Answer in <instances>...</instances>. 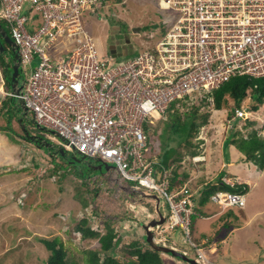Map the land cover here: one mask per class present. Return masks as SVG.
Segmentation results:
<instances>
[{
	"label": "built area",
	"instance_id": "built-area-1",
	"mask_svg": "<svg viewBox=\"0 0 264 264\" xmlns=\"http://www.w3.org/2000/svg\"><path fill=\"white\" fill-rule=\"evenodd\" d=\"M157 1L176 11V20L134 57L116 61L100 54L81 20L84 11L97 13L102 0H0L18 68L27 73L21 89L5 94L16 98L35 127L52 132L49 139L109 164L107 180L167 203L164 222L150 227L156 243L166 244L163 232L177 227L197 264H218L191 239V215L199 216L195 192L186 182L170 189L174 164L160 165L157 134L144 126L165 119L179 96L203 95L235 75L264 77V0ZM248 113L246 102L237 105L227 127ZM209 202L221 210L239 208L245 193L217 190ZM154 210L156 217L146 212L147 221L158 218Z\"/></svg>",
	"mask_w": 264,
	"mask_h": 264
},
{
	"label": "rangeland",
	"instance_id": "rangeland-1",
	"mask_svg": "<svg viewBox=\"0 0 264 264\" xmlns=\"http://www.w3.org/2000/svg\"><path fill=\"white\" fill-rule=\"evenodd\" d=\"M36 16L35 23H38L41 17L38 14ZM177 16L176 11L162 8L157 0H108L97 9V13L84 11L81 20L83 26L94 38L100 54L110 55L109 47L113 46L117 52H125L122 56L114 57L116 61H121L134 57L144 45L155 41L160 36L162 27L164 28L173 23ZM2 22L6 26L5 21L2 20ZM134 28L141 32L136 37L135 33H132ZM125 37L129 38V42H125L126 44L124 43ZM11 56L10 47L6 48L4 46V49L0 51V66L3 65V75L10 76L11 74V66L9 64L5 66L6 57L10 59ZM36 64L37 59H34L31 66ZM26 78L27 73L24 74L19 70L17 85L15 86L21 89ZM7 98L5 99L7 101L3 114L0 113V159L4 158V151L17 152V156L19 159L21 158L22 162V155L27 158L29 154L30 157L36 160V163H33L27 170L23 169L24 171L17 168H12L11 171L6 168L1 169L0 176L18 178V181H31L32 176L36 175L28 185H16L11 188L0 184V214L6 210L1 201L6 193L12 198L9 200L8 205L19 209L17 212L16 209L12 210V215L10 214L0 221V247L15 243L17 234H23L24 236L34 230L35 235L46 238L59 236L66 246V264H82L86 256L84 251L86 249H98L99 247L97 239H83L79 237L77 232H74L73 229L77 221L83 216L87 218L88 225L94 229H104V220L111 219L121 238L114 248L113 256L120 261L126 260L125 258H128L126 252L129 248L128 243L131 241L141 242V239L145 240L143 225L148 222L146 212H149L148 215L156 217L154 210L155 198L153 196L144 197L141 196V193L128 189L126 182L116 184L109 180L111 177L107 180L105 177L106 163L98 159H93L91 165H88L87 161L80 160L78 157L74 160L71 159L69 156L71 151H68L65 156L62 155V158H58L55 153L54 156H48L49 151L46 152L47 154L41 153L38 147L19 138L16 132L23 133L22 126H24L32 134L38 132L40 136L43 135L44 137H50L52 134L42 128L35 127L29 119V114L19 105L16 98L9 95H7ZM228 101L230 104L232 103L231 99ZM187 102V104H193L196 100L192 103L190 100H187ZM245 102L248 106L255 103L254 99L251 98L244 99L243 104ZM228 106L229 104H226L221 109H215L212 102L200 106L197 113L208 114L207 121L199 126L196 131H192L188 141L174 143L179 152V157L173 164L178 167V171L185 174L184 181L187 187L196 193L198 185H203L204 181L208 182L215 176L216 180L220 177V174H218L220 168L222 176L245 181L247 184L246 203L242 208L248 217L257 215V220L254 223L256 221L259 223L264 219V168L257 170L255 164L244 158L242 159V157L237 158V160H235L236 158L231 159L228 149L229 144L225 145L224 140L232 130L237 131L238 135L242 136H246L251 130H256L259 136L264 137V98L258 104L257 110L246 114L245 118L253 120L252 125L246 126L243 118H237V121H231L232 128L227 127L226 113ZM192 109L190 106L185 107L182 105H179L178 108L180 112L185 113ZM156 147L157 151H160V147ZM42 149H44L43 146ZM192 151L199 154V161L193 162L191 160L190 153ZM239 162L250 167L253 173H249L244 167L239 166L237 164ZM223 163H227L225 168H222ZM251 165L255 167H251ZM36 167L47 170L38 169V171ZM26 172L30 175L28 176ZM89 190L94 195L89 193ZM166 204L160 201V211L168 210ZM207 204L212 203L208 202ZM235 210L237 209L235 208ZM201 219H204L203 222L206 221L202 225L204 230L207 231L209 226L210 235L217 237L218 233L214 229L219 224V219L215 220L216 226L214 228L207 225L209 223L208 218ZM234 222L232 220V223ZM237 223L241 222L237 221ZM242 228L243 226L237 231L240 242L247 240L245 235L249 233L247 228ZM163 235L166 243L182 250V253L187 257L192 253L191 248L183 240L184 234L177 227L166 229ZM155 237H158V233H155ZM216 239L220 238L217 237ZM259 239L264 241L263 238L259 237ZM259 239L256 240L261 245L263 242L261 243ZM251 241L254 243L253 240ZM33 242L36 243L34 253H31L33 251L31 248L27 252V242L21 240L17 242V245H13L6 254H0V264H41L45 261L49 252L38 239H33ZM251 246L255 250H249L245 254L249 256L256 254V260H258L260 255L257 253V246L255 243ZM239 247L233 246L226 251L227 253L217 258L211 256V254L213 255L211 249L209 254L218 264H254L252 257L237 259L240 251ZM0 252L2 253V251ZM161 256L162 264H188L167 252H163ZM260 261H264V257L260 258ZM261 264H264V262H261Z\"/></svg>",
	"mask_w": 264,
	"mask_h": 264
},
{
	"label": "trees",
	"instance_id": "trees-1",
	"mask_svg": "<svg viewBox=\"0 0 264 264\" xmlns=\"http://www.w3.org/2000/svg\"><path fill=\"white\" fill-rule=\"evenodd\" d=\"M102 1L105 2V0ZM1 25L3 26L4 24L1 23ZM0 42L4 46L7 44L1 37ZM12 57L13 53L10 59L8 57L9 60L6 58L5 66L12 63ZM3 77L5 78L6 86L10 85V76H6L4 74ZM210 91L211 92H209V95L212 97L213 106L215 109H221L226 104H229L226 113L227 117H229L233 113L234 108L237 107V105L240 106L242 101H244L246 98L254 99L256 104H250L248 109L255 111L258 109V104L264 98V77L235 75ZM229 99L232 101L231 104L228 101ZM187 103V97L179 96V98H175L174 101L168 106L165 119H158L154 126H150L145 123L144 127L146 128V131H148V128H150V130L154 131L153 133L157 134V139H159L158 147H160V151L157 153V158L159 159L160 165L169 166L176 162L179 157V152L174 146V143L188 141L192 131H196L199 126L207 121L208 114L202 115L197 113V110L201 105L207 104L206 98L199 96L196 99V102L193 104ZM179 105L185 107L190 106V108L193 109L188 113L180 112V110H178ZM242 118L245 120L244 125L247 126L253 124V120L244 117ZM235 121H237V119H235ZM224 144L234 145L236 147L235 149L244 155V159L251 161L257 166L258 169L264 168V137L259 136L256 130H251L246 134V136L238 135L237 131L232 130L225 137ZM190 155H195V152L192 151ZM160 165H156V173L161 171ZM221 176L222 173L220 174V177L217 178V180H211L212 182L208 181L207 183L203 184L194 195L195 205L193 206L200 216L205 215L202 207L209 202L211 194L215 191H247L246 183L234 182L233 185H230L221 180ZM185 178V174L178 171V167L174 165L170 178V189H178L182 183L185 182ZM89 193L94 195L91 190H89ZM196 218H198V215H191V234L193 233L192 231L194 229ZM73 230L75 233L77 232L79 234L80 238H95L99 243L98 249H86L84 251L86 256L82 264H162L160 252L149 247V245L143 239H141V242L131 241L128 243L129 248L126 251L128 258H125L126 260L120 261L116 259L113 256L114 248L118 245L121 238L113 226L111 219L104 220V229H94L92 226L88 225L87 218L82 216L77 221ZM218 231L221 230L218 229ZM35 237L49 252L47 258L41 264H66V246L59 236L55 235L51 238H46L36 235ZM191 237L194 243H199L198 238L194 236ZM217 237L220 238L219 235ZM217 237H215V235L213 236L214 239ZM191 250L193 249L191 248ZM101 254L103 256L102 259ZM190 255L193 256V251Z\"/></svg>",
	"mask_w": 264,
	"mask_h": 264
},
{
	"label": "crops",
	"instance_id": "crops-1",
	"mask_svg": "<svg viewBox=\"0 0 264 264\" xmlns=\"http://www.w3.org/2000/svg\"><path fill=\"white\" fill-rule=\"evenodd\" d=\"M132 33H135V37L139 35V31H137L135 28L132 30ZM0 77L3 78V81H1V79H0V83H1L0 84V88H1L0 89V113L3 114V111L5 109V104H6V101H7L5 99H8L7 98V94H5V92L11 91V86L10 85H8L9 87L6 86L5 78L3 77V69H2L1 66H0ZM16 134H18L19 138L22 137V133H20L19 131L16 132ZM235 148L236 147H234L232 144H229V148L228 149H229L230 158L231 159H233V158L235 159L236 158L235 160H237V158L240 159L242 157V159H243L244 155L240 151L236 150ZM38 149L41 151V153L47 154L46 153L47 149L45 147H44V149H42V146H40V147H38ZM4 155H5L4 158L0 159V164H3V165H0V170L4 169V168H6L7 170H10V171H11L12 168H14V169L17 168V169H22V170L26 169L27 170L28 168H30L32 166L33 163H36V160L33 157H30L29 154L27 155V158H25L24 155H22L23 162L21 161V158L19 159V157L17 156V152L13 153V152H5L4 151ZM26 159H27V161H26ZM237 164H239V166H241V167H244V169L248 170L249 173H253V171H252V169L250 167L245 166L241 162H239ZM222 165H223L222 168L223 167L225 168L227 166V163H225V164L223 163ZM251 167H255V166L251 165ZM36 169L37 170L38 169L39 170H44L45 168L43 169V168L36 167ZM45 170H47V169H45ZM220 170H221V168H220ZM220 170H219L218 174L222 173V171H220ZM257 170H262V169H257ZM26 174L28 176L30 175L27 172H26ZM218 174H216V175H218ZM232 174H234V173H232ZM34 176H32V177L34 178ZM215 177L211 178L210 180H215ZM33 178H32L31 181H33ZM221 178L223 180L231 183V184L234 183V182H236V183H245V181H243V180H238V179H235V178L232 179V178H229V177H226V176H222ZM210 180H208V181H210ZM31 181H24V180L18 181V178H12V177H9V176H0V184L1 185L4 184V187L10 186L11 188H13L16 185H18V186L28 185ZM205 183H207V181H204V184ZM201 186L198 185V189ZM198 189H197V191H198ZM7 194L8 193H6L4 199L1 200L2 203H3V206H4V208H6V210H4L0 214V221H2L3 218H6L8 215H10L12 210L16 209L15 210L16 212H17V210H19L17 207L13 208L12 206L8 205V203L10 202L9 200H11L12 198L10 196H8ZM195 194H196V192L194 193V195ZM245 203H246V195H245ZM244 206H245V204H244ZM242 207L241 208H236L237 210H235V208H234V210H232L233 208L232 209H228V210L224 209V211H225L224 212L223 210H220L214 204H210V205L209 204H205V205H203L202 209L205 212V215L196 218L195 223H194V229L192 231L193 232L192 236H194V237L199 239V243H197V244L204 245L206 250H210V249L213 250V252H212L213 255L211 254V256H215L217 258L219 256H222L224 253H227L226 251H228V249H231L233 246H235V247H239L240 246L239 247L240 251H239V253L237 255V259H239L240 257H252L253 261H254V264H261V262L262 263L264 262V261H260V258L264 257V241H260L259 237L264 239V227H263L264 219H262L259 223H257V221L254 223V221L257 220V215H251V216L248 217L247 214L244 213ZM201 218H205V219L208 218L209 219V223L207 225H210L213 228L216 226L215 220L219 219V224H217L218 228L216 227L214 229V231H216L218 233L217 235L221 236L220 239L212 238L213 235L212 234L210 235V227L209 226L207 228V231L204 230L202 225L206 221L203 222L204 219H201ZM232 220H233V222L234 221L235 222L232 223ZM237 221H239L241 223H237ZM251 223H253V225H251ZM225 225H226V227H224ZM242 226H243L242 229L247 228L249 233L245 235L246 236L245 238H247V240H243V241L240 242L238 240V232L237 231L240 230ZM217 229H220L221 231H218ZM35 233L36 232L34 230H32V231L26 233L27 235L25 234L24 236H23V234H21V235L17 234L16 237H15L16 238L15 239V243H11L12 245L11 244H6V246L0 247V251H2V253L0 252V254H2V255L6 254V252L9 251V249L13 245H17V242L21 241V240H26V242H27V244H26L27 245V252L30 250L29 248H31V250L33 249V251H31V253H34L35 252L34 249H36V246H35L36 243L33 242V239H36ZM214 234H215V232H214ZM233 234H235V235H233ZM0 238H1V236H0ZM210 238H212V239L208 240ZM224 238H225V240H224ZM256 239H259V241L261 243L262 242L263 243L261 245H259ZM251 240H253L254 243L257 246V253L260 255V258L258 260H256V254L255 255H250V256L245 254V252H249V250H255V249H253V246H251V244H254V243H252Z\"/></svg>",
	"mask_w": 264,
	"mask_h": 264
},
{
	"label": "water",
	"instance_id": "water-1",
	"mask_svg": "<svg viewBox=\"0 0 264 264\" xmlns=\"http://www.w3.org/2000/svg\"><path fill=\"white\" fill-rule=\"evenodd\" d=\"M0 37L3 39L4 42H6L9 45L11 52L13 53L12 66H11L12 72H11V76H10V86H11L12 91H17L18 88L15 85L17 84V76L19 73V68H18V54H17L16 49H15V43L6 34L5 30L3 29V27H1V25H0ZM126 42H128V40ZM3 49H4V46L0 42V51H2ZM109 52H110L112 57L122 56L125 54L124 52H117L115 47H113V46H111V48L109 49ZM22 130L24 131V139H27L30 142V144H33L36 147L37 146L38 147H40V146L45 147L47 149V151H49V153H50L49 155H51L50 151H52V155H55L56 153H60L61 156L62 155L64 156L69 151V150L64 148L63 144H59L54 140L48 139L47 137H43V136H39L36 134L29 133L24 128V126L22 127ZM48 132H51V131H48ZM70 153H71V155H69V156L73 160L76 157H78L80 160L87 161L88 165L92 162V160L90 158L86 157L84 154H79L78 152H75V151H71ZM74 153H76L77 156L72 155ZM108 166H109V164H106V168ZM142 194L149 196L148 194H145V193H142ZM151 196H153V198H155V200H156L155 208H156V212L158 214L157 215L158 218H152L146 224L143 225L146 243L154 250H157V251L162 252V253L167 252L171 255H174L175 257H178V258L188 262V264H197V262L192 257H190V256L187 257L181 251H179L175 248L169 247V246L157 244L153 241V238H152L153 233L150 230V227L154 226L155 224L163 223L164 222V216L161 214L159 206L157 205V204H159L158 197L154 194Z\"/></svg>",
	"mask_w": 264,
	"mask_h": 264
},
{
	"label": "clouds",
	"instance_id": "clouds-1",
	"mask_svg": "<svg viewBox=\"0 0 264 264\" xmlns=\"http://www.w3.org/2000/svg\"><path fill=\"white\" fill-rule=\"evenodd\" d=\"M105 1H108V0H105ZM104 4H105V2H103ZM2 20L3 19H0V25H1V23H3L2 22ZM1 27H3V29L5 30V32H6V34L11 38V35H10V33L8 34V32H9V29H8V27L7 26H5V25H1ZM7 29H8V32H7ZM12 39V38H11ZM129 42V41H128ZM128 42H126V43H128ZM125 43V44H126ZM4 46V45H3ZM5 47H7V46H5ZM111 48V46L109 47V49ZM116 49V48H115ZM117 51V50H116ZM122 52V51H121ZM110 53V52H109ZM110 56H111V54H110ZM112 57V56H111ZM18 77V76H17ZM17 85V84H16ZM213 90V89H212ZM12 91V90H11ZM9 92V91H8ZM209 92H211V91H209ZM209 92H207V93H205V94H201V95H199V94H191V95H186L185 97H187V100H190L191 101V103L194 101V100H196L199 96H202V97H204V98H206L207 99V103L208 102H212V104H213V101H212V97L209 95ZM244 101H242V103H243ZM203 106V105H202ZM213 108H214V106H213ZM251 110H249V112H250ZM246 116H244V118H245ZM242 118V117H241ZM237 119V118H236ZM235 120V119H234ZM232 127H233V125H232ZM231 127V128H232ZM48 139H49V137H47ZM52 140V139H51ZM195 155H197V156H199V154H195ZM195 155H193V156H195ZM48 156H50V155H48ZM200 157V156H199ZM197 161H199V159L197 160ZM196 161V162H197ZM222 177V176H221ZM221 180H223L222 178H221ZM224 182H226V183H228V184H230V185H233V183L231 184V183H229V182H227V181H225V180H223ZM245 193V195H246V192H244ZM235 207V206H234ZM234 207H232V208H234ZM232 208H226V209H232ZM235 208H237V207H235ZM239 208H241V207H239ZM221 210V209H220ZM224 210V209H223ZM160 212H162V211H160ZM152 231V230H151ZM153 233V232H152ZM144 234V233H143ZM142 234V235H143ZM154 235V234H153ZM153 235H152V238H153ZM191 236H192V234H191ZM191 239H192V237H191ZM153 241H154V239H153ZM155 242V241H154ZM156 243V242H155ZM187 243V242H186ZM158 244V243H157ZM188 244V243H187ZM161 245H165V246H169V247H172V248H175V249H177L175 246H173V245H171V244H169V243H166V244H161ZM188 246H189V244H188ZM204 246V245H203ZM150 247V246H149ZM178 250V249H177ZM179 251H181L182 252V250H179ZM193 251V250H192ZM162 254V252H160V255ZM190 257H192V255H189ZM193 258V257H192ZM180 259V258H179ZM182 260V259H181ZM183 261V260H182ZM186 262V261H185ZM188 263V262H187Z\"/></svg>",
	"mask_w": 264,
	"mask_h": 264
},
{
	"label": "flooded vegetation",
	"instance_id": "flooded-vegetation-1",
	"mask_svg": "<svg viewBox=\"0 0 264 264\" xmlns=\"http://www.w3.org/2000/svg\"><path fill=\"white\" fill-rule=\"evenodd\" d=\"M127 40L129 41V38L125 37L124 42L127 41ZM6 45H7V44H6ZM6 45H5V46H6ZM7 47H8V45H7ZM6 58H7V60H9L8 57H6ZM9 65L12 66V63L9 64ZM11 68H12V67H11ZM11 72H12V69H11ZM10 76H11V74H10ZM22 127H23V126H22ZM34 133H35L36 135H39V136H40V134H39L38 132H34ZM42 136H43V135H42ZM43 137H44V136H43ZM21 138H22L23 140H26L27 142H29L27 139H24V131H23V133H22V137H21ZM50 152H51V155H52V151H50ZM56 154H57V157H58V158H60V157L62 158V156H61L60 153H56ZM51 155H50V156H51ZM69 155H71V153H69ZM72 155L77 156L76 153H74V154H72ZM52 156H54V155H52ZM64 156H65V155H64ZM63 158H64V157H63Z\"/></svg>",
	"mask_w": 264,
	"mask_h": 264
},
{
	"label": "bare ground",
	"instance_id": "bare-ground-1",
	"mask_svg": "<svg viewBox=\"0 0 264 264\" xmlns=\"http://www.w3.org/2000/svg\"><path fill=\"white\" fill-rule=\"evenodd\" d=\"M1 89V88H0ZM171 262V261H170Z\"/></svg>",
	"mask_w": 264,
	"mask_h": 264
}]
</instances>
